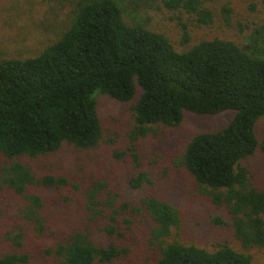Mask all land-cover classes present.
<instances>
[{"label": "trees", "instance_id": "1", "mask_svg": "<svg viewBox=\"0 0 264 264\" xmlns=\"http://www.w3.org/2000/svg\"><path fill=\"white\" fill-rule=\"evenodd\" d=\"M74 21L61 37L39 55L0 61V187L25 194L31 186L60 188L65 176L38 178L29 163L56 153L64 144L92 148L102 137L97 93L133 105V142L154 125L176 127L185 113L213 116L236 111L230 123L215 132L195 135L180 163L202 192L231 218L236 238L244 247L264 246V189L255 187L251 171L242 164L260 148L255 126L264 116V25L249 42L239 45L223 38L201 40L179 51L168 36L143 25L129 24L118 0H83ZM217 0H161L177 16L183 42L189 25H210ZM135 4V2H134ZM139 5V4H138ZM231 9L222 7L228 19ZM137 160V148L133 147ZM150 182L140 171L130 180L138 189ZM101 184L86 194L89 220L104 218L109 235L119 233L120 221L132 216L152 223L151 240L160 251L155 264H252L251 256L228 244L209 250L178 240L168 242L182 226L180 211L156 196H143L120 207L101 200ZM25 218L45 234L38 194L26 195ZM214 221L224 224L220 217ZM20 245L19 236L13 238ZM48 248L55 264H106L125 248L98 244L87 231L76 230ZM26 254L6 252L0 264H23Z\"/></svg>", "mask_w": 264, "mask_h": 264}, {"label": "rangeland", "instance_id": "2", "mask_svg": "<svg viewBox=\"0 0 264 264\" xmlns=\"http://www.w3.org/2000/svg\"><path fill=\"white\" fill-rule=\"evenodd\" d=\"M129 24L143 25L168 36L175 48L184 51L207 39L223 38L244 45L255 28L264 25V0H217L212 7L216 18L210 25H189V42H183V31L177 16L165 9L161 0H118ZM83 0H0V61L39 55L57 41L74 21L78 5ZM135 2V4H134ZM139 4V5H138ZM231 9L228 19L222 7ZM102 137L92 148L64 144L56 153L30 160L38 178L46 175L65 176L68 184L60 188L31 186L23 195L8 187H0V256L6 252L26 254L23 264H55L47 254L55 238L73 231L89 232L100 245L110 243L125 248L118 259L106 264H155L160 251L151 240L152 223L142 216H132L129 225H119V233L109 235L104 218L89 220L85 210L86 194L101 184V200L110 197L116 207L126 202L136 203L143 196H156L172 203L180 211L182 226L167 239L215 250L228 244L251 256L252 264H264V246L244 247L236 238L227 211L215 205L204 194L195 178L180 163L192 138L204 132L226 127L236 114L226 110L213 116L185 113L176 127L154 125L145 136L133 142L135 118L133 105L139 92L129 102H119L97 93ZM259 142L264 140V116L255 126ZM137 148L138 159L134 157ZM252 173L255 187L264 189V151L243 160ZM140 171L150 182L135 189L130 180ZM38 194L44 201L39 209L45 234H38L26 219V195ZM222 218L224 224L214 219ZM19 236L20 245L13 240ZM97 264V263H95Z\"/></svg>", "mask_w": 264, "mask_h": 264}]
</instances>
